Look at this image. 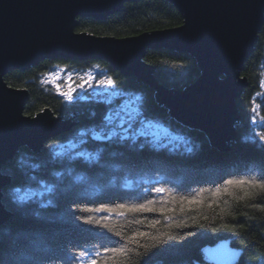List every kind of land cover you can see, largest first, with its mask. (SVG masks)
I'll list each match as a JSON object with an SVG mask.
<instances>
[{"label":"trees","instance_id":"1","mask_svg":"<svg viewBox=\"0 0 264 264\" xmlns=\"http://www.w3.org/2000/svg\"><path fill=\"white\" fill-rule=\"evenodd\" d=\"M182 22L183 15L172 2L140 0L126 3L121 12L103 20L79 18L75 29L79 33L122 39L178 27ZM144 61L155 68L158 81L177 91L193 84L201 75L196 58L172 49H149ZM263 64L264 25L242 72L248 86L237 99L242 117L237 124L239 139L229 145L228 151H219L201 131L183 127L170 117L165 106L157 103L149 85L123 76L103 60L46 59L30 69L7 73V84L30 93L26 115L36 116L48 109L64 120L72 118L76 125L46 142L39 154L22 146L2 168L12 177V184L3 190V204L11 216L0 226V264H79L68 260L66 253L121 247L138 230L149 235L138 238V244L127 243L124 252L98 257L97 264H193L202 260L205 246L224 238H231L235 247L244 250L238 264H264V189L259 186L264 181V145L243 138L251 129L250 100L259 89ZM57 65L102 69L115 81L118 90L141 96V110L148 119L186 131L194 141L192 151L155 147L143 143V137L137 141L100 143L91 139V133L84 136V142L76 149V153L85 151L90 157L57 152L58 143L67 142L80 130L102 132L103 117L111 108L91 93L88 99L69 101L56 88L42 82V76ZM228 179L248 183L227 185ZM45 183L48 190L44 196L23 208L11 198V189L16 186L36 190L44 189ZM155 187L167 190L163 202L160 194L151 191ZM217 187L228 190L217 193ZM184 197H195L198 202L189 205L182 200ZM153 198L154 207L174 211L113 216L110 227L120 236L78 219L92 214L79 211L80 208H114L119 203H142ZM106 214L101 211L96 218ZM152 219H159L160 223L151 227ZM53 254L64 258L53 259Z\"/></svg>","mask_w":264,"mask_h":264},{"label":"water","instance_id":"2","mask_svg":"<svg viewBox=\"0 0 264 264\" xmlns=\"http://www.w3.org/2000/svg\"><path fill=\"white\" fill-rule=\"evenodd\" d=\"M134 1L140 0H0V226L11 216L2 199L12 177L2 168L22 146L39 154L46 142L76 125L48 109L26 115L30 93L7 84L4 77L11 71L30 69L46 59L103 60L123 76L149 85L171 118L204 133L219 151H228L239 139L237 99L248 86L242 72L264 25V0H168L183 15L180 26L122 39L75 29L79 18L103 20ZM158 48L196 58L200 77L181 91L165 86L144 61L147 50ZM100 133H92L91 139ZM243 253L231 238H224L205 246L202 260L193 264H238Z\"/></svg>","mask_w":264,"mask_h":264},{"label":"snow or ice","instance_id":"3","mask_svg":"<svg viewBox=\"0 0 264 264\" xmlns=\"http://www.w3.org/2000/svg\"><path fill=\"white\" fill-rule=\"evenodd\" d=\"M92 78L89 77L88 80H82L79 88L84 89L85 87H90L92 85L89 84V81ZM71 83V81H69ZM115 84V81L108 77L106 79H102L96 82L97 87L105 86L111 87ZM75 89H71L67 92H63L62 94L67 97L69 101L74 99L73 92ZM109 98L104 100L103 102L106 104H112L113 99L115 97H126L123 102L108 112L107 115L103 117V130L99 136L93 135V139H102L104 141H127L134 140L137 136H143L146 139L151 138V141L156 143L159 142L161 147L167 146L173 140H178L179 138H169L166 134L161 137L157 134V126L148 119L141 110V96L139 95H129L124 92L113 91L108 94ZM139 125V127H136ZM83 136V133H81ZM261 139H264V136H261ZM84 142V141H81ZM65 148L71 147L72 149L76 148V144L72 143L71 145H65ZM187 151L191 152V147H187ZM57 155H60L57 153ZM227 185H232L235 183H248V181L244 180H233L228 179L225 181ZM260 188L264 189V181L259 182ZM44 189L48 190V185L43 184ZM227 188L221 189L220 187L216 188V192L219 193L221 191L227 192ZM145 191H148L145 189ZM151 191L155 194L161 195V201L163 202V194L167 191L163 187H155L151 189ZM41 193L35 192L32 190L31 186H16L11 189V198L18 204L20 208L25 207L29 202L35 200ZM182 200H186L189 205L197 203L195 197L187 198L184 197ZM155 198L145 200L142 203H119L115 205V207L100 205L97 208H80L79 211H88L91 212V215L80 216V219L84 224H92L96 227L104 230L111 231L114 236H120L121 233L114 231L113 228L110 227V220L113 216L116 217H125L127 214H144V213H158L164 214L168 211H174V209H169L167 207H154ZM119 209V211H116ZM101 211L106 212L107 214L104 216L97 217V214ZM183 211V208H181ZM137 223H140L138 220ZM160 223L159 219H152L149 221V225L151 227H155ZM149 235L148 232L143 230H138L133 233L131 236L127 238V242L121 247H105L102 250L92 251L90 249L81 250L78 252L66 253L68 260L78 261L79 264H97V258L101 256H106L109 253H117L124 252L127 248V243L138 244L140 237H147ZM53 259H63L64 257H56L53 254Z\"/></svg>","mask_w":264,"mask_h":264},{"label":"rangeland","instance_id":"4","mask_svg":"<svg viewBox=\"0 0 264 264\" xmlns=\"http://www.w3.org/2000/svg\"><path fill=\"white\" fill-rule=\"evenodd\" d=\"M264 67V64H263ZM102 69H99L97 67H89L88 69H80V68H68L66 65H57L54 66V69L43 75L42 82H46L51 87L56 88L60 94L63 92H67L71 89H75L73 92L74 99L78 98H84L88 99V94H93L96 96H99L101 99L106 100L109 98L108 94L113 91L121 92L116 88V85L114 84L111 87H105V86H95L96 82L102 79H106L109 76L107 74H103ZM261 73V82L259 85V89L257 92L254 93L253 97L250 100V107H249V115H250V126L251 129L248 133H245L243 138H245L248 141L251 142H257L264 145V139H261V136H264V68ZM91 77L92 79L89 81V84L92 85L90 87H85L84 89L79 88V85L81 84L82 80H88V78ZM71 81V83H69ZM64 98L67 99L66 96L62 94ZM126 97H115L112 98L113 102L110 104V110L115 109L118 107L123 100ZM119 99V102H116V100ZM109 110V111H110ZM156 126H157V134L161 137H163L165 134L169 138H179L178 140H173L171 143H169L167 146H164L165 148L174 151H180V152H186L187 147H191L194 143V141L191 140V137L189 134L185 131L183 132L182 129L178 128H171L164 122H158L151 120ZM136 127H139L137 125ZM91 131L86 130H80L78 133L75 134V137L68 138L67 142L65 143H58L59 149L57 152L61 153H70L72 156H81L84 157H90L88 153L85 151H81L80 153L76 149L80 146V142L84 140V136L88 134L91 135ZM83 133V136L81 135ZM90 133V134H89ZM143 137V136H142ZM72 143L76 144V148L72 149L71 147L65 148V145H71ZM143 143H146L148 145H152L155 147L162 148L160 146L159 142H152L151 138L146 139L143 137ZM35 192L41 193V197L44 196L46 190L42 188H38L36 190L32 189ZM39 196V197H40Z\"/></svg>","mask_w":264,"mask_h":264},{"label":"flooded vegetation","instance_id":"5","mask_svg":"<svg viewBox=\"0 0 264 264\" xmlns=\"http://www.w3.org/2000/svg\"><path fill=\"white\" fill-rule=\"evenodd\" d=\"M93 132H95L94 130H92V132L91 133H93ZM97 132V131H96Z\"/></svg>","mask_w":264,"mask_h":264}]
</instances>
